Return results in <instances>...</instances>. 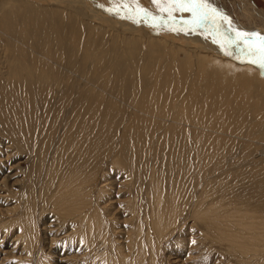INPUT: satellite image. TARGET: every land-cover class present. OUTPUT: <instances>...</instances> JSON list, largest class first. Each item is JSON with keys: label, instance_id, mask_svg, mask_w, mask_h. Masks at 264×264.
<instances>
[{"label": "rangeland", "instance_id": "obj_1", "mask_svg": "<svg viewBox=\"0 0 264 264\" xmlns=\"http://www.w3.org/2000/svg\"><path fill=\"white\" fill-rule=\"evenodd\" d=\"M138 3L0 0V264H264V0Z\"/></svg>", "mask_w": 264, "mask_h": 264}, {"label": "snow or ice", "instance_id": "obj_2", "mask_svg": "<svg viewBox=\"0 0 264 264\" xmlns=\"http://www.w3.org/2000/svg\"><path fill=\"white\" fill-rule=\"evenodd\" d=\"M136 3L137 10L140 13H143L145 17H148L150 14L146 9H143L139 6L138 0H133ZM153 3L156 4L158 7L164 9H170L175 11H185L191 13L194 17H196V23L199 26L200 23L204 21H212L213 14L215 13V9H211L210 5L207 3V0H153ZM121 7L127 8L129 7L128 4L120 3ZM169 15H171V11H169ZM249 34L247 33H238L237 38L235 41L231 43L234 44L236 47H240L241 44L248 43ZM260 46L259 48L255 47H248L242 49V51L246 55L252 56H259L260 66L264 67V37H258ZM222 48L224 47L223 44L220 45ZM253 63L257 61L253 60Z\"/></svg>", "mask_w": 264, "mask_h": 264}, {"label": "bare ground", "instance_id": "obj_3", "mask_svg": "<svg viewBox=\"0 0 264 264\" xmlns=\"http://www.w3.org/2000/svg\"><path fill=\"white\" fill-rule=\"evenodd\" d=\"M203 24H204L205 26H206V25H207V26H210V27L212 26L211 23H205V22H203ZM254 26L256 27V25H253V27H254ZM253 27H252V28L250 27L251 30H254ZM250 28H249V29H250ZM256 28H257V27H256ZM246 29L248 30L247 27H246ZM75 30H76V29H75ZM212 30H213V28H212ZM223 35H224V34H223ZM233 38H234V37H233ZM233 38L230 37V41H231V39H233ZM232 41H233V40H232ZM232 41H231V42H232ZM51 42H52V43H56V42H57L58 44L63 45L62 40H58V41H56V42H53V41L51 40ZM51 42H50V43H51ZM116 49H117V48H116ZM242 49H245V47L239 49V52H241V53L244 54V60H249V61L252 60V61H253V59H254L256 56L246 55V54L242 51ZM240 50H241V51H240ZM52 53H53V52H52ZM52 53H51V54H52ZM50 61H51V60H50ZM258 63H259V62H258ZM261 69H264V68H261ZM125 76H126V75H125ZM118 86H119V85H118ZM262 86H263V85H262ZM122 91L124 92V90H122ZM124 93H127V92H124ZM127 98H128V97H127ZM8 119H9V118H8ZM18 129H19V128H18ZM256 242H258V241H256ZM263 263H264V262H263Z\"/></svg>", "mask_w": 264, "mask_h": 264}, {"label": "water", "instance_id": "obj_4", "mask_svg": "<svg viewBox=\"0 0 264 264\" xmlns=\"http://www.w3.org/2000/svg\"><path fill=\"white\" fill-rule=\"evenodd\" d=\"M214 22L215 23H217V21L216 20H214ZM220 35H223L221 32H220ZM224 38V36L222 37V39ZM226 39H228V40H230V38H227V37H225ZM250 39V38H249ZM255 40L256 39H258V37L256 36L255 38H254ZM235 41V40H234ZM230 44H232L231 42H229ZM232 45H234V44H232Z\"/></svg>", "mask_w": 264, "mask_h": 264}]
</instances>
